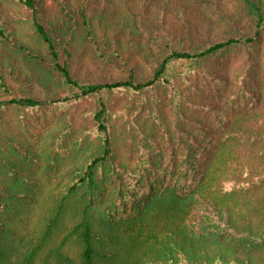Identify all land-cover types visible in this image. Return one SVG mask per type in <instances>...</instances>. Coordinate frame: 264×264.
<instances>
[{"label": "trees", "instance_id": "16d2710c", "mask_svg": "<svg viewBox=\"0 0 264 264\" xmlns=\"http://www.w3.org/2000/svg\"><path fill=\"white\" fill-rule=\"evenodd\" d=\"M263 34L264 0H0V264H264V90L244 73ZM209 80L220 101L195 96ZM239 95L258 102L231 113ZM48 102L67 163L27 140ZM167 148L175 183L123 217Z\"/></svg>", "mask_w": 264, "mask_h": 264}, {"label": "rangeland", "instance_id": "374dc122", "mask_svg": "<svg viewBox=\"0 0 264 264\" xmlns=\"http://www.w3.org/2000/svg\"><path fill=\"white\" fill-rule=\"evenodd\" d=\"M259 46L257 49H254L252 53H247L248 63L246 64L245 68V81L247 84L255 85L258 89L264 90V34L263 38L258 40ZM225 92V88L222 84H217L213 80H209L207 82L200 83L197 86V89L194 91V94L197 98L203 99H214L220 101L219 98L221 94ZM258 97H245L244 95H239L234 101L233 109L230 111H239L244 108L253 107L257 104ZM77 108L80 107L81 103L79 100H73L71 102ZM64 111L66 108H63ZM42 111L38 112L40 116L39 119H34L33 122V134L28 135L27 140H31L34 142L38 149V153L41 159L46 162L55 152L59 153V156H64L65 162L67 163L70 159V156L73 158L77 155L76 152H73V144L72 139H69L67 147H61L59 141L54 145L51 143V131H56L63 126V124L67 121L68 115L65 113H61L60 109L56 108L51 102H48V106ZM195 115L198 119L202 120L203 122L207 123L209 126V132L217 133L224 128V118H221L218 115L210 114L203 111H196ZM194 115V116H195ZM188 128L191 126L187 125ZM58 140L61 138L58 135ZM212 142H209L211 145ZM72 150V152H71ZM207 150V149H205ZM172 151L167 148L164 156L162 157L160 163L157 166L148 165V169L143 172L141 177V184L138 185L137 197L131 196L128 199V205L122 206V216L129 218L136 216L142 206L144 205L145 201L152 193V191L160 186L174 184L175 183V176L173 172L175 171V167L172 163ZM206 151H202L201 155L205 154ZM126 164L133 166L134 163L126 160ZM134 162H138V157L134 159ZM199 177L197 171H191L179 185V190L181 193H186L190 191L195 183L198 181ZM120 182L115 180L111 185L108 186V190L113 192L116 196L120 193ZM208 214V210L203 208L196 217L195 227L197 230H201L202 223L204 216Z\"/></svg>", "mask_w": 264, "mask_h": 264}]
</instances>
